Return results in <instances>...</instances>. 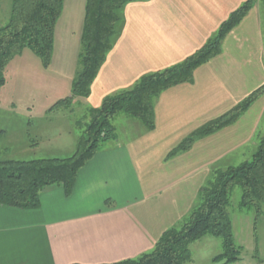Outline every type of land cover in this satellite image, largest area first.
<instances>
[{
    "label": "crops",
    "instance_id": "0c3cea01",
    "mask_svg": "<svg viewBox=\"0 0 264 264\" xmlns=\"http://www.w3.org/2000/svg\"><path fill=\"white\" fill-rule=\"evenodd\" d=\"M245 1L131 0L84 104L97 108L105 97L129 89L142 76L181 63ZM85 3L74 0L73 7L63 1L50 65L34 67L39 80L33 82L40 93L51 96L52 105L60 99L66 71L71 87ZM262 17L254 4L225 36L220 55L195 70L191 84L177 85L157 97L154 128L148 132L129 120L125 137H115L98 149L79 170L68 195L61 186H52L40 193L37 209L0 206V264H112L134 259L188 215L211 170L249 160L262 134L264 95L232 125L197 140L184 153L169 159L167 155L196 129L264 85ZM71 31L74 46L67 35ZM73 53L74 72L68 73L71 65L65 69L66 59ZM16 58L31 61L25 52ZM45 134H37L40 141L47 139ZM7 146L14 148V143ZM39 146L25 143L23 150Z\"/></svg>",
    "mask_w": 264,
    "mask_h": 264
},
{
    "label": "trees",
    "instance_id": "16d2710c",
    "mask_svg": "<svg viewBox=\"0 0 264 264\" xmlns=\"http://www.w3.org/2000/svg\"><path fill=\"white\" fill-rule=\"evenodd\" d=\"M64 0H12L8 22L0 27V88L10 61L27 49L44 68L51 62L54 29ZM131 0H86L80 36V50L71 82L70 96L57 101L49 112L69 108L76 99H87L90 87L123 25V10ZM246 0L219 26L198 51L179 64L139 78L129 89L105 97L99 107L88 110V121L76 140L75 151L66 158L30 161H0V206L20 210L39 208L43 189L61 186L68 195L79 170L103 143L115 138L112 121L120 114L138 119L146 131L154 128V102L164 91L180 84H191L202 65L220 55L225 36L254 6ZM264 8V0H261ZM264 35V15L262 17ZM264 85L253 91L222 116L204 124L183 139L167 158L188 151L194 142L236 122L261 96ZM241 190L239 207L254 209L256 217L264 210V128L250 159L226 169L211 170L199 189L188 215L161 234L154 247L134 259L112 264H190L189 245L205 236L221 241V253L213 263L234 264L238 250L228 214L231 192Z\"/></svg>",
    "mask_w": 264,
    "mask_h": 264
},
{
    "label": "rangeland",
    "instance_id": "374dc122",
    "mask_svg": "<svg viewBox=\"0 0 264 264\" xmlns=\"http://www.w3.org/2000/svg\"><path fill=\"white\" fill-rule=\"evenodd\" d=\"M11 1L0 0V27L8 22ZM67 3L74 7V0H67ZM256 3H258L263 16L264 8L261 0H256L254 4ZM62 28L65 27L62 26ZM66 32H68L67 29ZM73 33L71 31L67 35L74 46ZM65 34V32L62 33V36ZM22 52L30 55L31 61L22 63L16 57L13 62L10 61L9 66L7 65L5 69V83L0 88V161L69 157L75 151L76 140L83 131L84 124L88 121V110L92 107L84 104L86 99H76L69 108L45 112L52 106L51 102L55 101H52L49 94L44 96L42 92L40 93L33 82L39 80L35 75L34 67L42 68L43 66L41 61L29 50L25 49ZM59 52L60 42L57 40L55 53L57 57L60 55ZM66 60L65 69L70 64L68 73L74 72V53L73 55L69 54ZM23 70L25 71L21 72ZM66 72L60 80L63 90L60 92L59 100L70 96L71 87L67 82ZM129 120L141 124L138 119L123 114L114 118L112 126L115 137H125L123 132H129L127 125ZM263 128L264 117L260 123L259 134L262 133ZM39 132L46 133L47 139L40 141L37 136ZM258 142L259 139L256 144ZM10 143H14V148L7 146ZM25 143L29 148H33L36 144L40 145V148L25 151L23 150ZM240 196L241 190L239 187H235L231 192L230 206L227 209L232 224L234 243L238 250V261L234 264H264V210L260 216L256 217L254 209H241L239 207ZM221 251L220 239L205 236L189 245L190 264H218L213 263L212 258L220 254Z\"/></svg>",
    "mask_w": 264,
    "mask_h": 264
}]
</instances>
